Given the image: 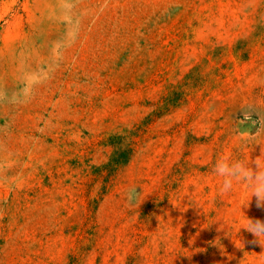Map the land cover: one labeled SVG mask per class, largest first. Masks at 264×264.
<instances>
[{
    "label": "rangeland",
    "instance_id": "374dc122",
    "mask_svg": "<svg viewBox=\"0 0 264 264\" xmlns=\"http://www.w3.org/2000/svg\"><path fill=\"white\" fill-rule=\"evenodd\" d=\"M261 154L264 0H0V264H264Z\"/></svg>",
    "mask_w": 264,
    "mask_h": 264
},
{
    "label": "clouds",
    "instance_id": "9594fccd",
    "mask_svg": "<svg viewBox=\"0 0 264 264\" xmlns=\"http://www.w3.org/2000/svg\"><path fill=\"white\" fill-rule=\"evenodd\" d=\"M252 163L250 158L234 159L231 156H222L213 166L214 174L222 179L220 188L222 193H230L237 185L245 186L246 197L241 208L247 206L253 196L257 199L258 207L264 206V154L254 161L255 168L252 167ZM242 227L253 233L258 242L264 245V222L247 218V224Z\"/></svg>",
    "mask_w": 264,
    "mask_h": 264
}]
</instances>
